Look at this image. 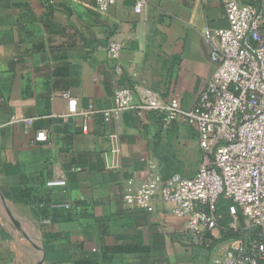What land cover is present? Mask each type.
Instances as JSON below:
<instances>
[{"label":"crops","instance_id":"0c3cea01","mask_svg":"<svg viewBox=\"0 0 264 264\" xmlns=\"http://www.w3.org/2000/svg\"><path fill=\"white\" fill-rule=\"evenodd\" d=\"M227 27L223 0H148L140 15L132 0L105 15L96 0H0V264H210L221 253L228 240L189 245L172 204L157 198L146 212L123 199L152 166L194 177L196 126L178 119L164 130L151 111L107 123L101 111L136 85L193 109L216 69L205 31ZM112 41L123 44L118 62ZM60 177L66 187L47 186Z\"/></svg>","mask_w":264,"mask_h":264},{"label":"built area","instance_id":"2783aa9c","mask_svg":"<svg viewBox=\"0 0 264 264\" xmlns=\"http://www.w3.org/2000/svg\"><path fill=\"white\" fill-rule=\"evenodd\" d=\"M123 1L96 0V8L105 15ZM132 1L135 13L142 14L148 0ZM223 2L228 27L205 31L216 69L193 109L185 110L177 101L165 103L136 85L135 91L118 89L114 107L101 113L107 123L120 121L128 111L140 116L151 111L159 114L164 130L178 119L195 125L203 152L195 176L166 177L152 166L139 187L134 179L128 181L124 202L130 210L146 212L155 210L157 198L172 204V213L186 220L184 236L191 246L210 248L216 239L228 240L210 264H264V0ZM122 50L120 41L110 42L108 59L118 62ZM116 72H123L119 64ZM136 90L142 92L139 100ZM34 122L19 115L11 120L26 128ZM4 127L0 124V147ZM48 140L47 131L37 132L36 141ZM67 184L64 177L47 182L51 188ZM222 201L228 203L227 220L219 209Z\"/></svg>","mask_w":264,"mask_h":264},{"label":"rangeland","instance_id":"374dc122","mask_svg":"<svg viewBox=\"0 0 264 264\" xmlns=\"http://www.w3.org/2000/svg\"><path fill=\"white\" fill-rule=\"evenodd\" d=\"M188 152H189L188 164L189 166H194L199 157V153L196 149L193 150L190 149Z\"/></svg>","mask_w":264,"mask_h":264},{"label":"trees","instance_id":"16d2710c","mask_svg":"<svg viewBox=\"0 0 264 264\" xmlns=\"http://www.w3.org/2000/svg\"><path fill=\"white\" fill-rule=\"evenodd\" d=\"M227 208H228V203L225 202V201H222L219 205V209L225 214L226 216V220H227V215H226V211H227ZM234 237V236H233Z\"/></svg>","mask_w":264,"mask_h":264}]
</instances>
